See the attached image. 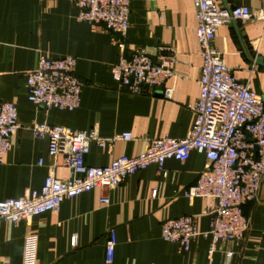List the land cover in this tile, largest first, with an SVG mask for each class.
Segmentation results:
<instances>
[{
	"label": "crops",
	"instance_id": "0c3cea01",
	"mask_svg": "<svg viewBox=\"0 0 264 264\" xmlns=\"http://www.w3.org/2000/svg\"><path fill=\"white\" fill-rule=\"evenodd\" d=\"M214 2L223 8L246 6L252 11L260 6L258 0ZM194 15L192 0H132L129 27L122 38L77 20L70 0H0V101L15 106L21 126L0 165V201L39 190L47 176H69L61 157L48 156L47 139L29 130L33 124L77 131L95 128L104 139L131 134V141H117L111 147L91 143L85 164L95 168L121 156H137L149 139L184 138L194 122L191 106L198 98L201 70ZM120 44L126 56L137 48H144L152 58L162 47L174 51L175 78L163 86L173 88L170 99L160 91L136 96L118 87L110 66L122 51ZM214 46L223 53L233 76L250 82L264 99V26L231 22L217 30ZM41 54L75 58V73L83 84L75 111H46L27 100L24 75L36 68ZM206 164L203 155L191 152L184 163L165 161L164 176L150 165L112 190L93 189L67 199L55 212L36 216L29 224L0 219V264H106L110 230L116 236L111 264H209V238H196L184 252L160 237L163 222L182 216L195 218L200 232L209 229L205 201L189 202L182 195ZM263 187L259 199L243 207L249 227L244 239L230 247L234 255L229 264H264ZM102 197L109 199L107 205L100 203ZM72 236H76L75 247L70 245ZM226 250L219 244L212 264H226Z\"/></svg>",
	"mask_w": 264,
	"mask_h": 264
},
{
	"label": "built area",
	"instance_id": "2783aa9c",
	"mask_svg": "<svg viewBox=\"0 0 264 264\" xmlns=\"http://www.w3.org/2000/svg\"><path fill=\"white\" fill-rule=\"evenodd\" d=\"M77 10V20L124 37L129 27L132 0H70ZM256 11L246 6L223 8L214 0H192L195 5L196 40L201 59L198 98L191 106L194 122L182 139L168 136L147 140L145 149L135 157L121 156L105 167H89L85 156L89 146L111 147L117 141H131L130 133L101 138L95 128L87 131L63 126L33 124L29 130L36 137H45L50 158L61 157L69 170L65 179L47 176L39 190H30L22 197L0 201V219L12 224L26 222L39 215L55 212L67 199L93 189L112 190L127 177L155 165L163 176L167 160L184 163L191 152L203 155L206 167L198 174L194 185L182 192L189 202L197 198L205 201L203 213L209 217V229L200 232L195 218L182 216L163 222L160 237L187 252L198 237L209 238L208 263L219 244L227 247L225 263L234 253L230 247L239 244L249 227L243 207L256 202L264 184V99L253 91L250 82H241L223 60V53L214 46L217 30L231 22H252L264 26V0ZM122 50L110 66V75L118 87L131 95H154L170 99L172 87H163L175 78L172 66L174 51L162 47L152 58L144 48H137L129 56ZM73 57L49 58L41 54L36 68L24 75L27 100L46 111L73 112L81 100L82 82L75 73ZM21 128L17 109L0 101V165L10 148L12 136ZM42 160L38 161L41 165ZM155 192H152V196ZM101 204L109 199L102 197ZM75 247L76 236L70 238ZM116 236L108 232L105 242V262L114 259Z\"/></svg>",
	"mask_w": 264,
	"mask_h": 264
},
{
	"label": "rangeland",
	"instance_id": "374dc122",
	"mask_svg": "<svg viewBox=\"0 0 264 264\" xmlns=\"http://www.w3.org/2000/svg\"><path fill=\"white\" fill-rule=\"evenodd\" d=\"M263 189H264V187H263ZM263 192H264V190H263Z\"/></svg>",
	"mask_w": 264,
	"mask_h": 264
}]
</instances>
